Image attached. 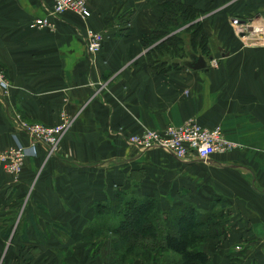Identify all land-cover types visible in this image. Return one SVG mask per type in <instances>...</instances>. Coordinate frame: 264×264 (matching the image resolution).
<instances>
[{
  "label": "crops",
  "instance_id": "1",
  "mask_svg": "<svg viewBox=\"0 0 264 264\" xmlns=\"http://www.w3.org/2000/svg\"><path fill=\"white\" fill-rule=\"evenodd\" d=\"M161 1L85 0L89 16L68 10L47 16L52 26H36L53 0H0V72L9 82L0 88V149L14 145L21 120L55 124L61 110L76 114L56 152L38 148L17 173L0 166V264H122L108 254L94 204L105 201L107 172L122 178L125 162L145 176L134 193L203 210L212 198L227 201L229 235L197 246L208 264H264V0H165L198 11L212 59L189 46V23L145 45L168 18ZM87 29L103 37L95 54ZM173 34L186 53L175 64L152 61V46ZM159 49L174 55L170 44ZM192 54L206 67L186 66ZM189 118L219 126L235 147L200 160L126 146L128 132ZM98 245L94 256L85 253Z\"/></svg>",
  "mask_w": 264,
  "mask_h": 264
},
{
  "label": "trees",
  "instance_id": "2",
  "mask_svg": "<svg viewBox=\"0 0 264 264\" xmlns=\"http://www.w3.org/2000/svg\"><path fill=\"white\" fill-rule=\"evenodd\" d=\"M160 3L163 8L162 15H166L168 18L158 23V27L152 31L149 41L145 42L147 46L173 29L190 23L198 14L193 6L165 0ZM201 28L202 26L198 22L190 23L185 27L184 30L191 33L190 44L204 45L207 37ZM180 42H182L180 35L173 34L152 46L150 50L154 52L162 45L170 44L172 53L175 54L181 48L178 44ZM158 52L161 53V50L158 49ZM162 70L166 71L165 69L158 71ZM107 199V202L103 201L105 204H101L103 202L95 203V213L100 217L109 214L107 210H103L104 208L111 210V213H118L119 219L116 225L100 224L99 226L105 228V233L116 236L112 240L114 242L112 247H114L119 261L129 257L128 253L140 249L142 253L156 250L159 254L164 252L176 254L179 256L178 264H208L210 256L197 246L209 238L218 241L221 240V237L226 238L225 235L230 229L224 226L225 223L215 220L217 216L215 211L204 212L192 203H184L176 207L168 206L164 209L161 208L159 200L154 196H144L134 192L127 196L126 191L123 190H116L112 197ZM213 201L225 205V200L222 198H213ZM223 214L224 212L221 210L218 215L222 216ZM121 248L124 250L119 252Z\"/></svg>",
  "mask_w": 264,
  "mask_h": 264
},
{
  "label": "built area",
  "instance_id": "3",
  "mask_svg": "<svg viewBox=\"0 0 264 264\" xmlns=\"http://www.w3.org/2000/svg\"><path fill=\"white\" fill-rule=\"evenodd\" d=\"M85 0H53L52 5L47 10L46 17L36 18L33 22L36 26H52L47 16L60 15L63 12L71 11L83 17L90 15ZM88 39L86 48L91 54L97 53L102 44V34L84 32ZM7 82L0 73V88L5 89ZM16 129L18 132L31 138L28 145L18 143L17 146L0 149V166H3L11 173L20 171L23 160L28 156H34L38 148L46 149L47 154L55 152L59 139L63 134L64 124L55 127H45L40 124L28 125L19 121ZM136 137L124 138L125 143L131 147H136L138 151L148 148L160 147L165 149L178 159H200L208 160L212 154L226 153L232 150L234 143L225 138L223 130L219 126H200L194 119H186L180 125L167 124L160 131H151L145 134L134 135ZM236 248H239L236 246Z\"/></svg>",
  "mask_w": 264,
  "mask_h": 264
},
{
  "label": "rangeland",
  "instance_id": "4",
  "mask_svg": "<svg viewBox=\"0 0 264 264\" xmlns=\"http://www.w3.org/2000/svg\"><path fill=\"white\" fill-rule=\"evenodd\" d=\"M85 6H86V4H85ZM87 9L90 12V10H89L88 7H87ZM46 15L47 14H45V16ZM194 21H195V19L193 18V21H191L190 23H193ZM252 23H253V21H250V22L248 21L246 24H244V26H248V25L250 26ZM238 26H239V22H238ZM236 28H237V26H236ZM259 29H260V31H262L263 30V27H260ZM239 30L242 31L244 29H240L239 28ZM86 32H88V29L86 30ZM263 32H264V30H263ZM84 38H85V43L87 42V44H88V39L86 38V36ZM207 41H208V39L206 40V42H204L205 43L204 45L197 46L198 47L197 50L199 52L202 51V53L204 54V56L206 57V59H208V58L209 59H212V56H208L209 55V50H207V49H210V48H209V45L207 44ZM255 41L258 42V40H255ZM249 42L251 43L252 41H249ZM249 42L247 41L246 43H249ZM263 42H264V39L262 40V43ZM189 43L190 42H188V44ZM178 44H181V46L185 47L184 42L183 43H178ZM211 45L215 49H217L219 47V44L216 41H214V43L211 42ZM189 46L191 48L194 47V45H192V44H189ZM158 49H156V50L158 51ZM182 53H186V52H182L181 50H179L174 55H172V54H166L167 55V57H166V55H160V53L154 51V53L151 54V56H152L151 59H152V61L157 62L159 65H161V64H175V63L179 62V60H178L179 58L178 57H180ZM165 58H168V61H166ZM0 73L3 75V78H4L5 76L2 73V71ZM5 80H6L7 86H8L9 82H8L7 79H5ZM75 116H76V114H70V113H67L65 110H61L60 113H59V116H58V122L55 123V124H45V123H41V122H28V121L21 120V119H19V120H21L22 122H24V123H26L28 125L40 124V125H43L45 127H55V126H58L60 124H64L63 134L61 135V137L59 139V143H60L61 140H62V138L67 133V131L70 130V128L72 127V124H74L75 119H76ZM172 125H175V124H172ZM211 127H209V128H211ZM162 128H160V129L143 128L139 132H132V133H129L128 132L127 136L128 137L130 136L129 138H133V137H136L134 135L145 134V133L151 132V131H160V130H162ZM20 134H22V133L21 132H18V130L13 133V137L15 139V143H14V145L8 146V147L17 146L18 143L23 144V143L20 142V137H21ZM29 140L31 141V138L30 137H29ZM28 144H24V145H28ZM126 146H128L129 149H132V150H135L136 149V147H134V146L133 147H131L129 145H126ZM8 147H6V148H8ZM2 149H4V148H2ZM148 149H151V150H154V151L156 150L155 152L158 153L157 156H159L160 158L163 157L162 155L167 156L169 158V156H168V153L169 152L166 151L163 148H160V147H157L156 146L155 148H148ZM44 150H45V155L50 156V155L47 154L46 149H44ZM145 150H147V149H145ZM142 151H144V150H142ZM217 154H222V153H217ZM130 166H131L130 162L128 164H126V162H125V164L123 165V167L119 170L120 171L119 174L120 175H123V177H122L123 179L121 177H118V176H112L109 172H107V174H108V176H107L108 181H105V184H104V186H105V197H104L105 201L104 202H107V200H108L107 198L112 197L113 193L116 190L126 191V195L127 196L131 195V193L133 194L134 189H136V187H139V185H140L139 183L145 181L144 180L145 179V176L144 175H142V177L139 178L141 171L140 170H138V171H132V167H130ZM105 171H115L116 173H118L116 171V168H114L110 164L109 165L108 164H105V170H104V172ZM133 180H136V181H133ZM157 184L160 187H164V186L167 185V183H163V184L157 183ZM108 192H110V194L107 195ZM212 200H213V198L209 201L208 207L205 208L204 212L215 211V214L217 215L215 217V220H219V222L225 223L224 226L225 227H228V229H229L230 222H228V221H229V219H230L231 216H230L229 210L226 208L227 205H228L227 204V201L224 199L225 200V205H223L220 202H215V201L212 202ZM104 202L101 203V204H105ZM159 203H160L161 208H164V209L167 208L168 206H172V207L174 206V207H176L177 205L184 204L183 202L168 203V202H163V201H160V200H159ZM211 203H212V205H211ZM95 205L96 204H94V208H95ZM193 205H195V204H193ZM195 206L198 209H202L201 207H199L197 205H195ZM103 210L104 211L107 210V212L109 214H105V215H103V217H100L98 215L97 216V222H98L97 224H101V222H103V224H105V225L106 224L116 225L117 222H118V219H119L118 213H111V210H109L107 208H104ZM221 210H223L224 214L222 216H219L218 214H219V212ZM94 214H95V216L97 215L95 212H94ZM229 232H230V230H228L226 234L229 235ZM262 233H263V231L259 230V231L256 232V235H259V234L262 235ZM227 235H225L226 238H227ZM115 238H116V236L114 234L105 233V230H104V241L107 240V241L110 242V248H109V253L108 254L109 255H112V257L113 256L116 257V255H117V253H115V250L113 249L114 247H112V245L114 243L112 240H114ZM210 239H212V238H209L208 240H210ZM223 239H225V237L224 238L221 237V240L220 241H224ZM206 241H207V239L204 242H200V245L205 244ZM220 241H218V242H220ZM106 244H107V242L105 241V245ZM99 247H100V245H98L97 248L96 247L95 248L86 247L85 253L87 255L94 256V254L97 253V250H98ZM240 248H242V247H240ZM240 248H236L235 247L234 248L235 249V252L241 253L243 250L240 251L241 250ZM122 250H124V248H121L119 250V252L120 251L122 252ZM150 252L151 253L153 252L154 255L153 254L152 255H149L148 253H147L148 254L147 255L146 253H142V251L140 249H138L137 251H135L133 253L132 252L128 253V256L129 257L124 258L120 262H122V264H129V262H131V260L135 261L136 259H142L143 260V264H150V263H154V262H156L157 264H178V262H179V256L174 255V254H171L169 252H164L162 254H159L158 252H156V250L155 251L151 250Z\"/></svg>",
  "mask_w": 264,
  "mask_h": 264
},
{
  "label": "water",
  "instance_id": "5",
  "mask_svg": "<svg viewBox=\"0 0 264 264\" xmlns=\"http://www.w3.org/2000/svg\"><path fill=\"white\" fill-rule=\"evenodd\" d=\"M189 61H186L185 64L191 69H201L206 67V60L202 55L192 54Z\"/></svg>",
  "mask_w": 264,
  "mask_h": 264
}]
</instances>
